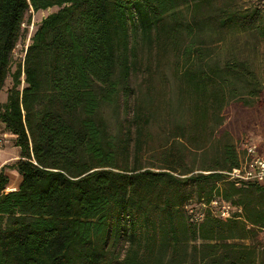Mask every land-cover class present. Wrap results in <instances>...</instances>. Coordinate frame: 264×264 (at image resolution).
Wrapping results in <instances>:
<instances>
[{"label": "trees", "instance_id": "1", "mask_svg": "<svg viewBox=\"0 0 264 264\" xmlns=\"http://www.w3.org/2000/svg\"><path fill=\"white\" fill-rule=\"evenodd\" d=\"M233 3L0 0V124L21 177L6 191L0 172V264H264V187L222 174L242 157L227 110L264 90L247 60L214 56L227 33L264 40V6ZM52 8L10 74L27 12ZM215 194L242 219L192 223L186 204Z\"/></svg>", "mask_w": 264, "mask_h": 264}, {"label": "rangeland", "instance_id": "2", "mask_svg": "<svg viewBox=\"0 0 264 264\" xmlns=\"http://www.w3.org/2000/svg\"><path fill=\"white\" fill-rule=\"evenodd\" d=\"M233 6L238 9H246L253 7L264 6V0H233ZM56 11V8L48 9L47 11L32 13L27 12L22 24V29H26L25 35L18 41L15 46L11 59L10 74L15 70L18 64H21L25 55L27 46L30 43V38L39 25L40 21L48 14ZM29 18V24L27 19ZM223 41L217 44L219 47L214 56L221 59L231 54L240 59L247 60L252 68L256 71L257 76L264 82V40L258 37L255 32L250 33H234L225 34L222 37ZM214 52V51H213ZM163 86L171 81V71L169 67L165 68L162 73ZM141 79V73L138 72L133 77V85L136 86ZM11 86V79L8 76L4 87L0 93V101H5L6 90ZM108 112V118L111 127L114 126V118ZM227 131L231 134L234 143L242 153L241 160L244 157L243 145L245 143H252L257 145L258 152L264 155V90L258 104L252 107H240L233 105L226 112ZM15 150V146L10 136L0 129V165H10L14 163L19 157ZM9 188V187H8Z\"/></svg>", "mask_w": 264, "mask_h": 264}, {"label": "built area", "instance_id": "3", "mask_svg": "<svg viewBox=\"0 0 264 264\" xmlns=\"http://www.w3.org/2000/svg\"><path fill=\"white\" fill-rule=\"evenodd\" d=\"M244 157L237 168L222 172L225 179L236 187L257 185L264 187V155L258 152L257 145L245 143L243 145ZM185 210L192 223L200 224L206 215H211L219 220L242 219V209L237 207L218 195H213L207 202L190 200ZM260 247L264 249V228L259 231Z\"/></svg>", "mask_w": 264, "mask_h": 264}, {"label": "crops", "instance_id": "4", "mask_svg": "<svg viewBox=\"0 0 264 264\" xmlns=\"http://www.w3.org/2000/svg\"><path fill=\"white\" fill-rule=\"evenodd\" d=\"M1 102V101H0ZM4 102V100L2 101V103ZM0 129L4 130L3 128V125L0 124ZM5 133V132H4ZM7 135V133H5ZM10 136V135H9ZM11 140L13 141L14 143V137H11ZM15 150L17 152V154L19 155V150L17 147H15ZM13 164V163H12ZM10 164V165H12ZM10 165H4L3 163L0 165V172L3 170V173L5 176L8 177L9 179V184L6 188V191H15L21 181V177L20 175L15 171V170H12V169H9L7 168L8 166ZM9 187V188H8Z\"/></svg>", "mask_w": 264, "mask_h": 264}]
</instances>
